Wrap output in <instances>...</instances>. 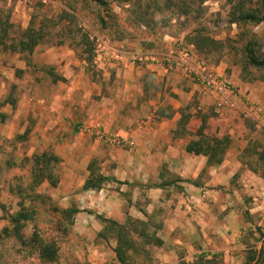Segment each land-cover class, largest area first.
Segmentation results:
<instances>
[{
  "label": "rangeland",
  "instance_id": "obj_1",
  "mask_svg": "<svg viewBox=\"0 0 264 264\" xmlns=\"http://www.w3.org/2000/svg\"><path fill=\"white\" fill-rule=\"evenodd\" d=\"M240 3L246 8L260 7V0H208L203 5V10L189 18L178 17L169 12L156 14L150 9L148 17L151 19H147L149 21L144 24L140 10H132L129 5L114 4L118 16L109 21L107 29L101 27L92 9L80 10L71 30H81L93 41L94 58L90 66L82 61L68 44L52 46L47 42L42 43L33 55L3 53L0 49V264H45L39 260L30 243L35 226L42 238L56 243L59 249L58 260L50 264H121L113 253L116 242L113 239L106 241L98 237L104 223L95 214H99L105 207L100 203L103 201L100 199L103 194L97 191L83 192L82 187H77L79 180L73 185L67 181L62 184L60 181L57 188L45 183L36 191L30 190L33 156L45 150L62 155L59 154L62 151L61 142H54L47 147L37 144V128L50 125L46 120L51 121L53 115L49 109L54 107L69 112L74 117L73 125L87 129L88 132L92 131L95 124L91 125L94 119L90 117L96 107L102 105L103 101L105 106H108V102L113 101L114 97L119 99L117 106L124 116L120 124L123 126L126 121L129 122V95L126 93L129 89L126 82L129 80V64L132 58L143 57L164 65L169 56L178 57L183 48L190 46L187 36L197 28L203 29L205 33L215 40L223 41L224 44L220 50L208 54L193 49L198 60L209 66L214 74L230 81L252 102L264 108V68H246L242 53L249 41L255 42V49L259 54L264 53V22L259 25L231 24V14L237 11ZM63 10L72 12L63 0H0V14L9 15L11 22L16 26L24 29L32 24L37 29L42 27L55 35L62 33L64 28V23L59 22V14ZM50 20L52 21L49 22ZM70 34L64 38H69ZM117 53L121 56L120 60L116 59ZM139 63L141 62H137L135 66H139ZM220 63L225 64L227 69L223 71V68L218 72L215 66ZM233 73L242 83L247 84L248 88L234 85L230 79ZM139 86L140 84L136 88L139 89ZM156 89L157 83L153 81L150 90L153 93L152 90ZM208 97L211 102L202 105L206 110L201 113L207 117V133L219 137L227 135L233 139L238 137L240 141L247 143L246 147L251 139H262L264 127H258L252 118L221 110L215 99ZM34 107H44L48 110L27 115L29 108ZM131 111L136 113L134 109ZM18 114L26 118L20 124L21 135L8 139L5 126L14 125L13 119ZM200 124L197 121L191 126L196 129ZM127 126L129 127L128 124ZM231 130H234L233 133H229ZM88 132L85 136L97 140L100 144L104 143L98 139L96 133ZM100 146L102 145H99V148ZM111 148H104L101 154L91 159L94 161V168L104 175L109 172L108 159L111 154L118 156V153H115L117 148ZM87 151L88 147L83 149V153ZM246 160L253 162L255 157ZM65 168L62 164L57 168L60 179L65 173ZM256 175L260 181L259 184L256 182L260 187L258 192L261 193L264 189V186L261 187V184H264L261 168ZM81 177V181L87 179L85 174H81ZM176 179L177 177L170 174L166 183ZM241 179L243 180V176L238 174L215 187L219 200L236 199L238 193L235 195L232 192L238 191L234 189L238 188ZM149 186L154 184L151 182ZM174 186H177L176 182ZM240 198L243 200L244 195H240ZM249 198L252 200L253 197ZM21 202L26 208L36 210L37 215L35 223H28L20 228L14 226L8 216L18 212ZM251 202L260 203L259 199ZM245 205L250 206L248 202ZM261 205L263 206L264 202ZM69 207L81 210V213L75 216L71 227L58 223L59 212L56 210ZM243 212L251 214L248 209H243ZM151 223L153 226H159L157 222ZM243 245H232L238 249L231 250L229 256L226 252H219L217 255L222 264H245L251 249L264 248L263 221L255 225ZM162 247H145L146 253L135 256L131 264H179L185 261L181 260L185 249L163 252ZM242 247L244 249H240ZM230 257H234L235 261Z\"/></svg>",
  "mask_w": 264,
  "mask_h": 264
},
{
  "label": "crops",
  "instance_id": "obj_2",
  "mask_svg": "<svg viewBox=\"0 0 264 264\" xmlns=\"http://www.w3.org/2000/svg\"><path fill=\"white\" fill-rule=\"evenodd\" d=\"M150 62H141L139 66H135L137 63L129 64V80L126 82L129 89L126 92L129 95V122L120 126L124 116L117 106L119 99L115 97L108 102V106L103 101L102 105L96 107L90 117L94 119L91 125H95L89 132L73 125L74 117L69 112L53 107L49 109L53 115L51 121L46 120L50 125L37 128V144L47 147L54 142H61L62 151L59 154L62 155L58 156L61 164L66 166L61 183L67 181L73 185L79 180L77 187H83L87 180L81 181V174L89 177L91 159L101 154L106 147H116L113 149H116L118 156L111 154L108 159L110 169L106 176L116 178L123 184L111 181L101 191H97L103 194L100 203L105 206L99 215L119 224H125L128 217L157 222L160 227L158 236L164 243L163 252L185 249L181 260L192 261L200 252L210 255L226 252L229 256L231 250L238 249L232 245L239 243L244 246L255 225L259 221L260 224L261 221L264 223V205H261L264 202V189L258 192L259 178L240 161L247 143L238 137H231L230 148L218 166H208L205 156L187 153L185 148L193 137L187 135L174 139L172 134L181 118L180 109L193 104V112L202 113L206 110L202 105L211 100L177 64L168 61L164 65ZM215 67L218 72L227 69L222 63ZM230 79L234 85L248 88L234 73ZM153 81L157 83V89L152 90V93L150 86ZM138 84L139 89L136 88ZM167 104L174 108L175 114L173 117L159 116V107ZM133 109L136 113L131 111ZM45 110L48 108H29L27 115L31 112L40 114ZM25 119L18 114L13 119L14 125L5 126L8 139L21 135L20 124ZM197 121L201 123L200 119H195L191 125ZM191 125L188 129L195 133L198 128L193 129ZM87 132L96 133L104 143L100 144L85 136ZM106 134L122 137L130 143L131 149L105 141L102 136ZM99 145L102 146L99 148ZM87 147L88 151L83 153ZM170 174L182 181L176 182L177 186H166ZM238 174L243 176V180L234 189L238 191L232 192L235 195L238 193L237 198L219 200L214 188ZM151 182L154 187L149 189L148 184ZM240 195H244L243 200ZM249 197H253V201L259 199L260 203H252ZM246 202L249 207H246ZM243 209H248L251 214L244 213ZM230 258L235 261L234 257Z\"/></svg>",
  "mask_w": 264,
  "mask_h": 264
},
{
  "label": "trees",
  "instance_id": "obj_3",
  "mask_svg": "<svg viewBox=\"0 0 264 264\" xmlns=\"http://www.w3.org/2000/svg\"><path fill=\"white\" fill-rule=\"evenodd\" d=\"M72 12L63 10L59 14V22L64 23V28L60 34L44 30V28H35L32 24L27 28L16 26L11 22L10 16L0 14V49L3 53L33 55L36 48L42 43H50L52 46H62L68 44L69 47L77 53L79 58L86 62L88 66L92 65L94 58V43L87 33L72 32L71 25L77 21V12L80 10L93 11L95 19L103 29L108 28L110 20L117 18L114 4L117 6L129 5L132 10H140L141 21L146 23L151 19L150 9L154 13L169 12L178 17H192L194 14L203 10V5L208 0H63ZM50 20L49 22H51ZM231 24L246 25L252 23L259 25L264 22V0H260L259 8H246L243 3L237 8L236 12L231 14ZM59 25V23H55ZM44 27V26H43ZM71 33V34H70ZM70 34L69 38H64ZM58 39V41L56 40ZM189 45L194 46L203 54L218 51L223 47V41L215 40L205 33L203 29H194L187 36ZM245 66L256 69L264 68V53L260 54L255 49V42L249 41L243 48ZM172 97V96H171ZM193 104H189L180 109L181 118L177 123L175 130H172L173 138L177 139L190 135L193 139L188 143L185 150L192 155H202L207 157L208 166L221 165L231 145L229 136L219 137L211 135L207 130V117L202 116L201 112L196 111ZM157 114L163 117H173L174 108L167 104L159 107ZM200 119L201 124L195 133L188 128L191 122ZM259 133V132H257ZM261 134V133H260ZM259 134V135H260ZM255 157V161H247L246 158ZM241 163L251 172L258 174L259 168L262 169V178L264 179V136L261 140H250L249 145L243 150L240 157ZM61 158L51 150H45L33 156L32 181L29 185L30 190L36 191L43 184L48 183L52 188H57L60 184V175L57 168L61 164ZM90 175L82 187L83 192L101 191L108 182H119L116 178L106 176L94 168V161L89 166ZM182 181L177 178L175 181L166 183V186L174 185L175 182ZM154 186H149L152 188ZM41 197L40 194H36ZM21 202L20 209L16 214L8 216L9 221L17 227H23L28 223H35L36 210H31ZM56 209V208H55ZM59 212V224L73 226L75 216L81 213L79 208L69 207L66 209H56ZM89 214H93L89 212ZM94 215V214H93ZM95 216L104 223L103 230L98 237L109 241L113 239L116 246L113 248L116 260L121 264H131L134 257L146 253L145 247H162L163 241L158 236L159 226H153L150 221H143L133 217H128L125 224L105 218L102 215ZM153 229V230H152ZM67 231V230H66ZM39 260L42 263L50 264L58 260L59 249L54 242H50L41 237L38 228L30 239ZM179 264H222L219 255H210L207 253L197 254L192 261H181ZM245 264H264V248L251 249Z\"/></svg>",
  "mask_w": 264,
  "mask_h": 264
},
{
  "label": "built area",
  "instance_id": "obj_4",
  "mask_svg": "<svg viewBox=\"0 0 264 264\" xmlns=\"http://www.w3.org/2000/svg\"><path fill=\"white\" fill-rule=\"evenodd\" d=\"M192 46L182 49L178 57L169 56L168 62L177 64L188 77L199 86L206 95L213 97L218 107L223 111L234 113L237 116L252 118L258 127H264V108L259 104L252 102L249 97L242 94L240 90L235 88L230 81L222 76L214 74L209 66L198 60L194 54ZM116 59H121L119 53L116 54ZM147 60L143 57L132 58V63L144 62ZM102 138L114 144L117 147L131 149L130 143H127L119 136L103 135Z\"/></svg>",
  "mask_w": 264,
  "mask_h": 264
}]
</instances>
